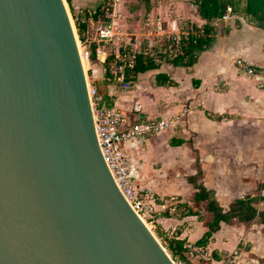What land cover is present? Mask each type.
I'll return each mask as SVG.
<instances>
[{
    "label": "water",
    "instance_id": "1",
    "mask_svg": "<svg viewBox=\"0 0 264 264\" xmlns=\"http://www.w3.org/2000/svg\"><path fill=\"white\" fill-rule=\"evenodd\" d=\"M60 0H0V264H173L95 142Z\"/></svg>",
    "mask_w": 264,
    "mask_h": 264
},
{
    "label": "crops",
    "instance_id": "2",
    "mask_svg": "<svg viewBox=\"0 0 264 264\" xmlns=\"http://www.w3.org/2000/svg\"><path fill=\"white\" fill-rule=\"evenodd\" d=\"M188 5L192 13L184 0H169L168 9L203 24ZM239 20L212 22V41L190 67H173L162 59L127 88L106 82L92 67V82L103 87L110 107L126 114L130 123L177 116L162 131L126 143L124 152L138 167L135 183L151 194V223L159 235L197 250L186 249L187 264H264V231L257 217L219 223L205 245H195L211 214L205 201H193L194 186L212 191L223 211L245 196L254 198L257 212L264 210L258 200L264 196V78L249 77L234 64L240 59L264 69V31ZM156 74L172 85L156 86ZM133 104L138 113L131 111ZM196 165L200 175L192 184L187 179L196 175Z\"/></svg>",
    "mask_w": 264,
    "mask_h": 264
},
{
    "label": "trees",
    "instance_id": "3",
    "mask_svg": "<svg viewBox=\"0 0 264 264\" xmlns=\"http://www.w3.org/2000/svg\"><path fill=\"white\" fill-rule=\"evenodd\" d=\"M65 1L71 13L72 10L69 1ZM144 1L147 5V1ZM189 3L193 6L199 19L203 21V24L197 26L196 24L189 23L188 29L183 33L184 35L181 34L176 42L168 41L164 43L163 49H166L168 46L175 49L172 55L165 56L166 53L164 52L163 54L165 55H159L157 57L142 52L133 55L131 66L126 64L122 68V83L130 84L137 74L157 69L162 59L173 67L188 68L193 65L198 53L206 50L212 41L213 29L211 23L218 21L227 7L231 9V15H235L241 18L244 23L264 31V0H190ZM99 9L100 6H97L93 11L92 17L94 19L97 13L99 14ZM71 17L77 38L80 41V33L86 29L85 25L80 24L76 16ZM94 47L93 43H90L87 47L89 68L92 70V67H96L103 77H108L110 71L108 57L99 63L95 57ZM154 84L156 86H170L172 82L165 75L156 74ZM99 96L101 104L110 106V99L106 97L105 93ZM195 168L197 170L196 175L187 179L192 184H194L197 176L200 175L197 165ZM194 188L196 192L193 195V201H205L206 209L211 214V220L206 224V232L195 242V245H205L208 238L218 229L219 223H228L233 219L245 223L257 217L264 231V210L257 212L254 209L253 197L245 196L234 200L228 210L223 211L216 204L212 191L205 190L201 186H194ZM258 200L264 204V196L259 197ZM156 236L162 239L159 234H156ZM163 243L171 259L177 264H187L189 262L186 254L187 251L182 246V241L170 237L163 240Z\"/></svg>",
    "mask_w": 264,
    "mask_h": 264
},
{
    "label": "rangeland",
    "instance_id": "4",
    "mask_svg": "<svg viewBox=\"0 0 264 264\" xmlns=\"http://www.w3.org/2000/svg\"><path fill=\"white\" fill-rule=\"evenodd\" d=\"M68 1L72 10L71 13L69 12L66 1L62 0L74 33V38L76 39L77 51L81 56L84 82L86 87L92 86L96 89L97 94L101 93L102 95L103 87L97 84V82H92L94 73L89 68L88 61L84 60L81 55V52H88L87 47L94 39L93 29L96 23L105 24L110 27L112 35L111 41L109 43H102L100 49L104 55L108 57V62L112 67L114 64L115 67L118 65H126L129 63L131 55H135L139 52L154 57L165 55L163 52L166 53L165 56L172 55L175 52V49L170 48V46L163 49L162 47L164 43L168 41H177L179 36L186 32L190 23L188 19L181 17L182 14L180 15V12H177L179 15L176 16L172 12L173 9H168L169 0H146L147 5L144 0ZM189 2L190 0H184L186 8L192 13L193 9L188 5ZM97 6H100L99 14L97 13L94 19L92 13ZM71 16H76L80 21V24L85 25V30L88 31V34L87 31L86 34H84L85 30L80 33V41L77 38ZM229 18V22H240V18L235 15H231ZM228 20L225 22H228ZM85 40H87V42H85ZM116 55H118V57H115ZM98 57L102 58L103 56L102 54H99ZM100 75L102 76V74ZM144 224H146L150 233L164 250L168 258L173 264H177L171 259L169 253L164 247V236L160 235L162 239L156 236V234H159V231L152 225V223L149 224L146 222Z\"/></svg>",
    "mask_w": 264,
    "mask_h": 264
},
{
    "label": "built area",
    "instance_id": "5",
    "mask_svg": "<svg viewBox=\"0 0 264 264\" xmlns=\"http://www.w3.org/2000/svg\"><path fill=\"white\" fill-rule=\"evenodd\" d=\"M230 16L231 9L227 7L219 21L225 22ZM86 31L84 34H86ZM93 32L94 39L92 43L95 46V57L103 62L107 57L100 48L102 43H109L111 41V30L108 25L96 23ZM99 54H102L103 57H98ZM81 55L84 60L88 61V52H81ZM115 57H118V55ZM132 58L133 55H131V59L127 63L128 66H131ZM234 64L236 68L249 77L264 78V69L262 68L251 66L240 59H236ZM108 66L110 68L109 76L104 77V80L108 83H120L123 88H127L128 85L121 82L123 66L118 65L115 67L114 64L112 67L109 62ZM86 92L95 142L109 177L130 211L142 220L143 223L148 222L151 224L153 212L151 194L148 191L140 189L135 183L138 167L126 156L124 146L135 139L162 131L176 121L177 116H166L153 121L138 118L136 122L130 123L126 114L113 107L101 104L100 97L92 86H87ZM131 111L138 113V105L133 104ZM168 204L165 201L163 202V205ZM169 207L172 212L173 207ZM186 249L188 251H197L190 246H186Z\"/></svg>",
    "mask_w": 264,
    "mask_h": 264
},
{
    "label": "bare ground",
    "instance_id": "6",
    "mask_svg": "<svg viewBox=\"0 0 264 264\" xmlns=\"http://www.w3.org/2000/svg\"><path fill=\"white\" fill-rule=\"evenodd\" d=\"M60 2L62 3V7L64 8V11L66 12V9H65V6L63 5V2H62V0H60ZM66 15H67V13H66ZM69 24H70V22H69ZM70 27H71V25H70ZM72 34H73V30H72ZM73 38H74V36H73ZM75 38H74V43H75V48H76V52H77V55H78V60H79V64H80V67H81V70H82V60H81V56L79 55V53H78V48H77V46H76V42H75ZM86 67V66H85ZM86 85V84H85ZM138 220H139V222L144 226V228L148 231V232H150L149 231V229L147 228V226L143 223V221L142 220H140L139 218H137ZM151 234V233H150Z\"/></svg>",
    "mask_w": 264,
    "mask_h": 264
}]
</instances>
